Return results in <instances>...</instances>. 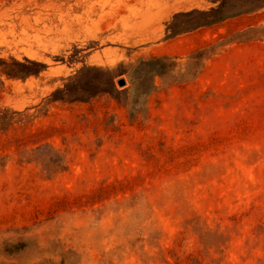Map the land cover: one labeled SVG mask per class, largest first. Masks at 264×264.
Here are the masks:
<instances>
[{
    "label": "rangeland",
    "instance_id": "obj_1",
    "mask_svg": "<svg viewBox=\"0 0 264 264\" xmlns=\"http://www.w3.org/2000/svg\"><path fill=\"white\" fill-rule=\"evenodd\" d=\"M0 264H264V0H0Z\"/></svg>",
    "mask_w": 264,
    "mask_h": 264
},
{
    "label": "trees",
    "instance_id": "obj_2",
    "mask_svg": "<svg viewBox=\"0 0 264 264\" xmlns=\"http://www.w3.org/2000/svg\"><path fill=\"white\" fill-rule=\"evenodd\" d=\"M222 16H217V17H214L212 20L208 21V22H205V23H202V24H198L196 26H203V25H210V24H213V23H216L217 21L221 20ZM155 74H157V70L154 71Z\"/></svg>",
    "mask_w": 264,
    "mask_h": 264
}]
</instances>
